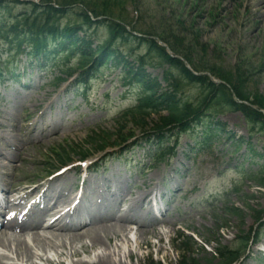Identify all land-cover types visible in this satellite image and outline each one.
Instances as JSON below:
<instances>
[{"label": "rangeland", "instance_id": "rangeland-1", "mask_svg": "<svg viewBox=\"0 0 264 264\" xmlns=\"http://www.w3.org/2000/svg\"><path fill=\"white\" fill-rule=\"evenodd\" d=\"M60 1L56 0V4L59 5ZM62 1L65 4H85L101 15H108L128 24L133 22L135 34L163 40L178 57L190 63L194 72L209 75L211 80L226 85L229 90L232 89L238 94L245 106L249 105L248 107L261 111L264 117V0ZM23 8L9 7L4 13L5 16L0 13V21L4 18L9 21L10 16L13 18L18 15ZM104 33L103 29L97 31L99 40L105 37ZM116 45L132 57L142 52L137 44ZM3 47L0 46V53L4 50ZM166 69L167 67L147 66V73L157 78L161 88L165 87L161 77ZM117 72L103 76L104 83L99 86L100 81L92 83L89 97L92 96L90 101L93 113L81 100L75 98H72L70 111H66L63 100L66 104L70 102V91L60 98L61 114L53 121L56 127L62 125L60 130L51 135L50 139L34 144L24 143V146L17 141V132L9 126H17L16 119L19 122L22 115L26 117L36 112L38 107L54 102L63 87L54 92L53 85L47 84L51 75L42 78L43 73L34 72L32 78L37 83L24 92L13 86L5 91L0 88V135L4 140L21 147L14 151L16 158L19 154H23L21 157L27 155V161L22 160L20 163L15 160L14 174L19 178L28 176V179L35 175L41 176L45 170L43 158L48 149L66 144H71L70 148H74L73 144L84 146L88 132L98 127L110 133V142L114 143L109 148L121 145L124 138L138 140L143 133L156 130L152 126L158 123L157 115H150L146 119L143 126H146L145 130L133 121H114L111 108H123L128 104V101L120 102L122 89L116 85ZM182 79L184 78L179 79L182 81V96L192 103H197L207 93L201 83L195 85ZM217 86L216 83L215 87ZM105 93H109L108 101L103 100ZM211 97L209 95L207 100H211ZM243 116L241 112L223 109L215 117L214 123L219 122L224 130L217 133L211 147L196 145V141H200L199 128L194 134L182 135L179 139V154L172 160L170 168L151 165L146 159L140 170L136 165L132 171L126 170V161L139 162L141 154L146 153V150L130 151L123 161H109L108 173L115 181L119 179L116 186L120 199H129V196L151 190L153 193L159 191L163 195V204L167 206L166 215L161 219L164 225L156 224L153 227L156 232H160L158 236H152L149 228L150 232L142 240L135 241L138 234L135 236L131 233L128 238L112 236V241L98 249L90 250L86 245L89 250L86 253L90 256L81 254L78 258L97 264L96 256L106 250L113 255V262L120 259L121 264H146L150 260L160 264H178L181 258L184 261L188 257L186 251L182 254L177 252L183 239L188 236L194 243L192 249L188 246L194 259L203 263L215 258L213 264H216L220 260L217 251L225 249L224 247H241L242 237L253 234L262 224L260 240L255 244L250 236L248 250L239 264H264V188L247 179L248 176L251 177L250 174L264 167V159L259 157L264 154V134L257 131L258 129H250ZM235 144H239L240 148L235 149ZM195 146L196 150L191 152ZM0 147L9 151L1 140ZM84 148L90 150L88 146ZM186 150L189 158H184L182 151ZM56 152L58 153V149ZM91 180L100 182L101 175L91 177ZM229 209H236L238 216L232 215ZM142 215L138 217L139 221ZM118 216L119 214L116 218ZM177 231L185 236L179 238ZM81 244L76 242L73 246L79 250ZM116 247H119V257ZM257 248L261 251L257 252ZM124 254L127 258H124ZM76 260L72 259L70 262Z\"/></svg>", "mask_w": 264, "mask_h": 264}, {"label": "trees", "instance_id": "trees-1", "mask_svg": "<svg viewBox=\"0 0 264 264\" xmlns=\"http://www.w3.org/2000/svg\"><path fill=\"white\" fill-rule=\"evenodd\" d=\"M27 1V0H24ZM39 5H34L28 3V11L15 20L16 24L14 26V31H19L20 27L25 28L23 35L20 33H16L12 43L15 44L17 51L20 52L21 47L25 45H29L32 48L31 56L38 57L41 56L42 60H47L50 54L47 52V48L53 46L55 49L63 48L66 41L68 39H72V33L76 32L77 30L82 31H90L92 28V23L89 21L87 15L84 12H73V14H69V11L64 9V7L69 6V4H65L63 1L60 2V9L55 8L51 5V0H38ZM13 3H19L17 0H13ZM1 4V3H0ZM21 4V3H20ZM84 7L90 11L95 17L97 16H105L108 15H101L95 12L93 9L88 7L85 4ZM72 15L75 19L79 20L76 23H71L70 21L67 22L64 27L60 25V19L65 18ZM109 18V17H108ZM22 23V24H21ZM105 29L107 31L108 38L106 41L101 44L94 52L90 50V54L82 53L81 57L76 56L79 58L78 60V69H82L87 66L89 61H93L95 65L98 64V61L102 60L104 56H109L111 53L110 48H112L111 44L117 38H122L125 41H136L137 44H141L147 50L146 56H148L151 60L146 59V57H140L138 59L139 67H144L145 64L159 67V66H167V70L164 72L163 79L168 85V91L161 94L160 99H153V97L146 93H148L145 86H142V95L143 98L141 100L140 106L129 115L130 120L133 121L137 126L141 127L142 130H145L143 127L145 125L146 119L150 115H157L159 116L158 123L153 128L156 127L155 132H161L163 130L169 131V133H173L175 131V135L184 133L187 128L188 124L192 122H197L198 120H212L216 117V115L220 114L223 109L228 111H238L241 112L244 116L247 126L254 130L258 129L261 134H264V117L261 113L257 110L245 106L243 104L237 103V101H243L238 94H235L232 89L229 90L228 87L225 85H220L215 87L212 83L208 81L205 77H192L189 75L188 72L182 67L180 62L170 58L166 52L158 47L156 43L152 40L148 39H136L131 36L129 33L125 31V29L121 28L120 26L113 24V22L108 21L105 24ZM170 47V46H169ZM173 51V49L170 47ZM71 50L73 53H78L76 50V46L71 45ZM174 52V51H173ZM95 54H99V58L94 60L93 56ZM174 54H176L174 52ZM93 55V56H92ZM179 75L184 78L186 81L191 82L192 84L199 85L201 83L206 90L207 93L203 94L201 100L197 103H192L189 100L182 99L181 95V86L179 80ZM183 79V80H184ZM154 85V84H153ZM211 95V100H207V97ZM180 96V97H179ZM208 101V102H207ZM216 106V107H215ZM165 113L161 115V113ZM161 115V116H160ZM149 119V118H148ZM217 128V127H216ZM206 131H208L206 129ZM111 137L107 136L100 141V144H96L99 138H94L91 140L90 143L92 146H95L96 149H103L104 147L109 144V140ZM94 149V148H93ZM65 157H61L63 159L68 157L67 154H63ZM88 154L79 152L80 158H85ZM260 157H264L261 155ZM64 163V161H63ZM262 170L257 176H254L252 180L254 183L261 188H264V167H261ZM262 174V175H261ZM261 175V176H260ZM232 215L238 216V211L236 209H230ZM250 234L245 235L242 237V246L236 249H229L224 247L225 249L221 248V250L217 251L220 260L216 264H234L239 261V259L244 254V251L248 244V239ZM260 237L259 232L257 231L253 238V241H258ZM179 240V239H178ZM184 241L181 243H185L180 247H178V253L182 254L186 251L185 254H188V257L178 264H213L215 258H212L208 261L201 263L199 260L194 259V254L191 251H188V246L191 249L194 246L193 241L190 238H184ZM209 242V241H206ZM202 250V249H201ZM191 252V253H190ZM184 254V255H185ZM147 264H160V263H153L151 260Z\"/></svg>", "mask_w": 264, "mask_h": 264}, {"label": "bare ground", "instance_id": "bare-ground-1", "mask_svg": "<svg viewBox=\"0 0 264 264\" xmlns=\"http://www.w3.org/2000/svg\"><path fill=\"white\" fill-rule=\"evenodd\" d=\"M147 196L148 195L143 193L139 198L134 199L131 205L128 206L127 210L125 209L123 210L119 218L112 219L114 222L111 223L110 226L101 225L102 227H99V226H95V224L93 225L91 223H85L84 226L80 228V230H82L80 233H75V231L79 232L78 227H72L64 222V218L69 217L70 215L74 216L75 218L80 216L76 210H70L63 215H59L60 214L59 211H56L55 209L41 210L39 211L36 217L37 222L24 221L22 225L18 226L17 228L12 226L13 221L17 220L19 216L25 217V215L23 214V211L20 208H19L20 215L19 213H13L11 215L10 211H14V210L8 209L3 213V217L5 219L4 222L0 225V246H4V248H9L8 251L10 250L11 254L16 258L15 261L23 263L24 262L23 259H25L26 262H29V260L32 258V255L24 239V235L30 231L31 240L36 244L38 250L44 251L46 248L56 245L54 239L59 240L60 244H57L59 248L66 249L64 240L68 239L70 245V252L67 253V255L78 257L79 253L73 247V244H75V242L81 241L82 238L84 237L90 239L93 245L99 244L101 245V247L105 246V242H108L111 236L119 237L122 235L121 238H125L124 234L127 232V225L134 224L135 220L133 216L131 219H128L124 215H126V212H129L132 206H134V204H136L141 198L143 200L147 198ZM65 197H66L65 194L49 196L46 201L52 202L54 206L58 204L61 206V204H64V202H66ZM14 207H19V206L18 204H16ZM50 210L54 212V214L50 217V219L53 218L52 224L43 226V224H40V221H43L42 218L46 217L48 215V212H50ZM88 226L90 227L88 228ZM142 226L145 227L146 225L143 224ZM7 230H11V233L8 232ZM37 230H45L46 232L40 234L37 232ZM12 231L18 233L12 234ZM136 231H137L136 233L138 234V239L135 238L136 239L135 241H138L140 239L142 240L144 235L147 233V230L145 229H141V230L137 229ZM152 235L158 236L160 235V232H156L152 230ZM11 243L14 244L13 248L9 246V244ZM136 245L137 247L139 246L138 244ZM118 249L119 247H116L118 253L117 256L119 257ZM60 256H65V254L61 253ZM112 256L113 255H111L110 251L103 250L102 253L96 256V263L121 264L119 261L120 259H118L117 262L116 261L113 262ZM124 258H127L125 254H124ZM39 260L44 264H53L48 257H45L44 259L41 256L39 257ZM62 263L63 261L61 259H59L56 262V264H62ZM0 264L2 263L0 262ZM74 264H85V263L79 260Z\"/></svg>", "mask_w": 264, "mask_h": 264}]
</instances>
